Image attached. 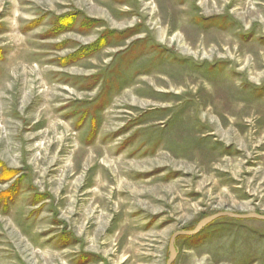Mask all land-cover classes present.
Returning a JSON list of instances; mask_svg holds the SVG:
<instances>
[{
  "label": "rangeland",
  "instance_id": "obj_1",
  "mask_svg": "<svg viewBox=\"0 0 264 264\" xmlns=\"http://www.w3.org/2000/svg\"><path fill=\"white\" fill-rule=\"evenodd\" d=\"M264 216V0H0V264H167ZM173 264H264L220 218Z\"/></svg>",
  "mask_w": 264,
  "mask_h": 264
},
{
  "label": "water",
  "instance_id": "obj_2",
  "mask_svg": "<svg viewBox=\"0 0 264 264\" xmlns=\"http://www.w3.org/2000/svg\"><path fill=\"white\" fill-rule=\"evenodd\" d=\"M233 218V219H257V220H262L264 221V216L259 215L257 213H248V214H235L232 212H219L217 214H214L212 216H209L203 220H201L198 225L195 227V229L191 231H180L176 232L170 241V246H169V259L167 264H173L176 257H177V239L181 236H186V237H192L197 234H199L205 227H207L209 224L213 223L217 219L220 218Z\"/></svg>",
  "mask_w": 264,
  "mask_h": 264
}]
</instances>
